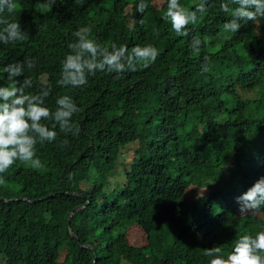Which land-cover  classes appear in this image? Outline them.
<instances>
[{"label": "trees", "instance_id": "16d2710c", "mask_svg": "<svg viewBox=\"0 0 264 264\" xmlns=\"http://www.w3.org/2000/svg\"><path fill=\"white\" fill-rule=\"evenodd\" d=\"M139 2L56 0L48 9L45 0H14L8 18L27 36L0 43V85L11 83L4 67L34 59L17 79L30 77L34 93L51 87L50 109L70 95L80 134L57 128L56 141L37 145L43 167L17 161L4 174L0 264H209L205 249L218 246L227 258L240 236L264 231V204L240 216L237 203L264 177V18L225 34L223 0H179L206 7L184 37L163 19L167 0H145L143 14ZM84 26L102 45H153L160 55L148 68L60 87L67 44ZM193 36L209 41L200 53ZM205 56L210 71L202 73Z\"/></svg>", "mask_w": 264, "mask_h": 264}, {"label": "clouds", "instance_id": "9594fccd", "mask_svg": "<svg viewBox=\"0 0 264 264\" xmlns=\"http://www.w3.org/2000/svg\"><path fill=\"white\" fill-rule=\"evenodd\" d=\"M56 0H45L42 5L51 9ZM231 5H236L235 8ZM148 5L140 0L136 5L139 13L143 14ZM221 11L229 14L231 19L224 22L222 32L236 33L242 27L241 21L255 22L264 18V0H223ZM206 11L205 3H199L194 10L182 6L179 0H167V10L163 19L171 24L177 36L190 35L188 26L195 25L200 15ZM7 13V16L5 15ZM199 14V15H198ZM14 15V0H0V43L8 45L26 38L19 22L8 17ZM143 21H141V24ZM92 29L89 26L78 28L72 33L73 40L67 44L69 51L61 61L60 76L57 84L66 88H83L88 84V77L98 72L123 73L136 71L137 64L144 68L154 64L160 55L153 45L134 46L131 50L126 45H118L113 41L110 46L102 45L91 38ZM208 39L193 36L190 48L194 53H200L208 46ZM210 58L204 57L201 72L207 73ZM36 61L26 57L23 61L8 64L3 68L8 73L11 83L0 85V183L4 174L19 161L33 170L43 167L37 156V145L52 143L57 140L58 131L65 136H79L80 128L74 124L72 117L79 111L78 106L70 95L56 98L55 109L46 106V99L51 94V87L43 86L37 92L28 91L33 88V80L24 77L25 69L35 68ZM48 122V123H45ZM68 140L64 139L60 147H65ZM69 179H72L69 174ZM240 205V216L259 211L264 204V177L259 178L246 192L237 197ZM264 219V216L262 217ZM218 246L205 249L204 254L210 258L209 264H264V231L255 236L245 234L234 241L232 252L225 258Z\"/></svg>", "mask_w": 264, "mask_h": 264}, {"label": "rangeland", "instance_id": "374dc122", "mask_svg": "<svg viewBox=\"0 0 264 264\" xmlns=\"http://www.w3.org/2000/svg\"><path fill=\"white\" fill-rule=\"evenodd\" d=\"M123 152L124 153L122 157L124 162H126L127 164L130 163L134 156V145H129L128 147L125 148ZM130 242L131 244L138 245L136 238L132 234L130 235Z\"/></svg>", "mask_w": 264, "mask_h": 264}, {"label": "water", "instance_id": "95a60500", "mask_svg": "<svg viewBox=\"0 0 264 264\" xmlns=\"http://www.w3.org/2000/svg\"><path fill=\"white\" fill-rule=\"evenodd\" d=\"M69 219H70V217H69ZM69 221H70V220H68V225H69Z\"/></svg>", "mask_w": 264, "mask_h": 264}]
</instances>
